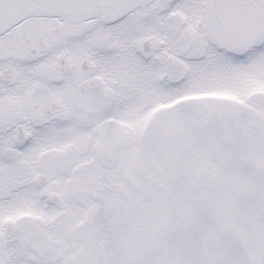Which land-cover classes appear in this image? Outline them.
<instances>
[{"label": "snow or ice", "instance_id": "snow-or-ice-1", "mask_svg": "<svg viewBox=\"0 0 264 264\" xmlns=\"http://www.w3.org/2000/svg\"><path fill=\"white\" fill-rule=\"evenodd\" d=\"M0 264H264V0H0Z\"/></svg>", "mask_w": 264, "mask_h": 264}]
</instances>
